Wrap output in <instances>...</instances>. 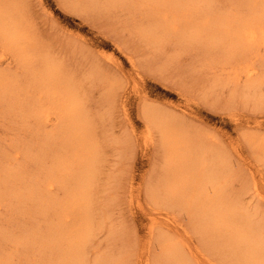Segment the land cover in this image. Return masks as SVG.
Here are the masks:
<instances>
[{
	"label": "bare ground",
	"instance_id": "bare-ground-1",
	"mask_svg": "<svg viewBox=\"0 0 264 264\" xmlns=\"http://www.w3.org/2000/svg\"><path fill=\"white\" fill-rule=\"evenodd\" d=\"M61 2L116 31L112 43L130 66L132 90L143 91L149 75L180 76L193 64H199L201 71L218 68L213 86L236 87L245 82L250 93L254 84H264V51L259 56L264 50V0ZM19 4L0 0V65L10 59L20 68L0 69V117L8 122L6 133L11 136L7 141L0 139V264H87V244L102 223L92 201L93 192L102 190V184L99 188L93 183L100 144L81 93L72 86L63 65L53 62L31 33ZM129 44L144 51L143 58L133 55ZM90 46L97 44L92 40ZM91 52L97 61L88 80L101 88L102 106L111 109L117 102L124 106L126 96L123 99L117 92L120 83L98 62L102 55ZM257 56L262 59L261 75H257ZM183 57H192L191 67L182 63ZM111 59L121 71L119 58ZM195 72L189 71V77ZM29 89L37 90V95ZM136 100L138 108L145 98ZM256 100L257 107L264 104ZM149 109L141 110L144 134L149 143L157 134L163 167L153 172L155 180H147L151 203L161 194L160 201L173 214H185L200 234L207 256L216 253L225 259L228 254L230 261L235 256L236 264H264V214L251 224L244 223V216H235L237 201L219 184V166L213 168L223 162L221 151L212 150L202 134L186 130L188 125L181 119L157 120ZM244 141L264 153V137L246 135ZM119 147L126 151L128 145L122 141ZM149 222L157 223L154 218ZM112 231L125 237L123 230ZM243 238L246 242L241 244ZM112 243L114 248L121 246L119 241ZM156 244L158 253L143 252L135 264L200 262L199 251L187 249L188 257L168 236L158 237ZM126 257L107 251L92 264H127Z\"/></svg>",
	"mask_w": 264,
	"mask_h": 264
},
{
	"label": "rangeland",
	"instance_id": "rangeland-1",
	"mask_svg": "<svg viewBox=\"0 0 264 264\" xmlns=\"http://www.w3.org/2000/svg\"><path fill=\"white\" fill-rule=\"evenodd\" d=\"M18 1L31 33L45 46L50 59L63 65L72 86L81 93L88 122L97 144H100L101 154L99 162L94 165L96 181L93 183L99 188L102 184L103 191H94L92 201L97 205V214L102 215V223L94 229L87 244V264H92L96 257L107 251L109 254L114 251L122 258L128 256L127 264H135L143 252L146 255L159 252L156 239L160 236H168L181 246L183 254L188 257L187 249L199 251L200 262L192 259L194 264H236L235 256L230 261L228 254L225 259H220L216 253L207 256L200 234L190 226L188 217L183 213L173 214V210L160 201L161 194L151 203L147 180H155L153 172L163 168L162 150L157 147L156 133H153V145L145 136L146 121L141 110L144 107L152 109L149 112L154 113L157 120L172 116L181 119L188 125L186 130H195L194 134L203 135L212 145V150L215 147L221 151L223 162L213 167L216 170L219 166L222 176L219 184L226 195L237 201L235 216H244V223L251 224L252 220L264 214V153L248 147L244 138L246 135L264 137V104L257 107L255 103L257 98L264 101V84H254L250 93L245 82L236 87L232 84L213 86L214 72L218 68L201 71L199 64H190L192 57H183L182 63L192 66L188 72L180 76L149 75L143 91L132 90L130 66L112 43V39L117 38L115 30L93 15L82 16L66 3L62 4L61 0ZM92 40L97 46H90ZM128 46L133 55L143 58L144 51H137L131 44ZM92 50L102 55L99 58L102 62H98L120 83L117 92L124 96L123 99L126 96L124 106L118 102L111 109L102 106L101 88L88 80L92 63H96ZM263 51L260 49L259 56ZM111 58H119L121 71L114 68ZM256 58L257 75H261L262 59ZM9 61L3 62L0 69H20L17 61ZM189 71H196L195 75L189 77ZM29 92L35 96L38 93L34 89H29ZM140 96L145 100L137 108L136 98ZM7 125L9 127L8 122L0 117V139L5 141L10 136L6 133ZM121 140L128 145L126 151L120 150ZM118 178L121 180L114 186L116 182L112 181ZM151 217L157 223L150 224ZM160 219L166 222H160ZM114 228L123 230L125 237L113 231L110 234ZM117 241L121 242L120 248H114L112 242ZM186 242L189 245L185 247ZM239 242L244 244L246 239H239Z\"/></svg>",
	"mask_w": 264,
	"mask_h": 264
}]
</instances>
